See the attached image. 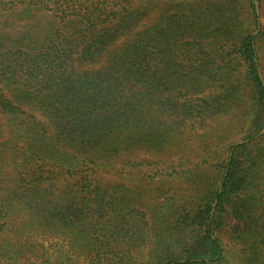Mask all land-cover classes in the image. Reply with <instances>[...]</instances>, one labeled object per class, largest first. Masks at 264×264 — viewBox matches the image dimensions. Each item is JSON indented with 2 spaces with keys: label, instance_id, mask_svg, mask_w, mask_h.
I'll list each match as a JSON object with an SVG mask.
<instances>
[{
  "label": "trees",
  "instance_id": "1",
  "mask_svg": "<svg viewBox=\"0 0 264 264\" xmlns=\"http://www.w3.org/2000/svg\"><path fill=\"white\" fill-rule=\"evenodd\" d=\"M263 128L264 0H0V264H264Z\"/></svg>",
  "mask_w": 264,
  "mask_h": 264
},
{
  "label": "rangeland",
  "instance_id": "2",
  "mask_svg": "<svg viewBox=\"0 0 264 264\" xmlns=\"http://www.w3.org/2000/svg\"><path fill=\"white\" fill-rule=\"evenodd\" d=\"M227 125L228 122H226L224 119H220L215 123L214 122L210 123V125L206 130L207 131L211 130L213 133H217L221 135L223 131H225V127ZM263 132H264V128L260 131V134H262ZM227 133L228 135H225L226 137H228L227 141H225L224 143L221 142L218 145L215 144L213 146V149L210 148L211 151H214L218 155H220L219 156L220 160L224 158L225 155L224 149L229 144L228 142H236L237 144L242 142L240 141V138L243 135V131L241 129H237L235 131L232 130V132H227ZM212 143H214V140L212 141ZM177 158L178 156L176 157L174 155H167L163 157V156H154V155H145V154H134V156L131 158L132 163L135 164L141 160H145V162H143L141 166L127 167V168L135 175L142 174L148 177L147 183H148V190L151 191L150 196L155 197L157 195H160V192H162L160 199L167 198L170 196V194H168L170 190L171 191L170 193L175 191L179 193L177 195V198H175L176 200H178L179 197H182L181 195L182 193H180V191L187 189V183L185 182V178L182 175V171L186 170L189 167V165L188 164L182 165V163H177ZM191 158L192 159L189 160V162H191L190 163L191 165H193L194 163L197 164V162L201 161L199 156H196L195 158L192 156ZM207 161L209 162L210 160L208 159ZM117 167L120 170L126 168L125 165H121L120 163H118ZM151 213L153 212H151L149 209L148 222L152 230H155L157 228V225L152 224ZM224 236L226 239V235ZM40 239H37V241L43 244L46 255L49 257L50 260H55L58 256H61L64 253L67 254L68 247L62 241V239L52 238V237L40 238ZM224 243L226 245L225 257L227 264H241L242 255L239 250L240 247L231 240L229 241L224 240ZM75 260H76L75 264H86L85 261L81 258Z\"/></svg>",
  "mask_w": 264,
  "mask_h": 264
}]
</instances>
